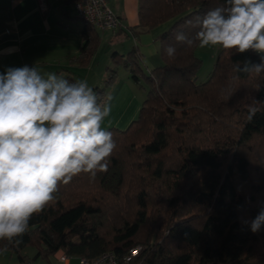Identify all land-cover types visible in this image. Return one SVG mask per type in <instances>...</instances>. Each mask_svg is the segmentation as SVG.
Listing matches in <instances>:
<instances>
[{
    "label": "trees",
    "instance_id": "16d2710c",
    "mask_svg": "<svg viewBox=\"0 0 264 264\" xmlns=\"http://www.w3.org/2000/svg\"><path fill=\"white\" fill-rule=\"evenodd\" d=\"M137 2L131 32L158 29L160 63L145 71L134 47L112 54L108 84L122 67L134 82L145 79L148 89L128 125L108 128L117 142L109 171L61 185L56 200L31 218L23 243L8 251L20 264L58 251L88 259L112 251L121 261L136 246L131 264H264V229L253 234L244 223L264 202V111L248 121L252 100L264 101V74L233 71L260 57L220 48L212 71L197 82V46L175 35L191 38L197 29L186 22L224 0ZM82 35L81 67L98 43L92 24L85 22ZM168 45L176 47L173 59L164 53ZM94 90L106 94V86ZM27 247L36 249L33 259L23 254Z\"/></svg>",
    "mask_w": 264,
    "mask_h": 264
},
{
    "label": "clouds",
    "instance_id": "9594fccd",
    "mask_svg": "<svg viewBox=\"0 0 264 264\" xmlns=\"http://www.w3.org/2000/svg\"><path fill=\"white\" fill-rule=\"evenodd\" d=\"M186 23L197 30L191 38L178 32L177 42L238 54L254 52L259 63L245 60L233 71L264 74V0H224ZM176 51L173 45L164 49L169 59ZM112 100L111 94L97 93L87 80L42 75L35 66L0 72V242H6L0 252L23 243L31 218L56 200L61 185L81 174L95 180L109 171L117 142L102 125L112 112ZM260 105L264 101L252 100L249 122L264 111ZM244 223L253 234L264 229V202Z\"/></svg>",
    "mask_w": 264,
    "mask_h": 264
},
{
    "label": "crops",
    "instance_id": "0c3cea01",
    "mask_svg": "<svg viewBox=\"0 0 264 264\" xmlns=\"http://www.w3.org/2000/svg\"><path fill=\"white\" fill-rule=\"evenodd\" d=\"M106 2L119 18L121 26L114 31H102L95 27L98 37L95 52L89 63L81 67L76 58L83 44L82 29L85 23L77 20L74 2L45 0L46 9L41 11L38 0H0V72L7 67L28 65L35 66L42 75L56 73L74 80L80 77L79 74L87 72L88 77L91 76L88 84L94 89L102 83V73L93 70L103 47L105 56L112 51L106 69L113 65L114 52L125 54L133 47L138 49L145 71L159 65L160 59L156 56L158 47L154 46L158 29L137 36L131 32V28L138 23L137 0ZM121 101L130 103L128 93H124ZM139 108L140 105L133 112L132 119L137 116ZM59 253L53 254L55 264H59L56 258Z\"/></svg>",
    "mask_w": 264,
    "mask_h": 264
},
{
    "label": "rangeland",
    "instance_id": "374dc122",
    "mask_svg": "<svg viewBox=\"0 0 264 264\" xmlns=\"http://www.w3.org/2000/svg\"><path fill=\"white\" fill-rule=\"evenodd\" d=\"M80 22H84L81 18L77 19ZM155 47H158V43L155 41L154 43ZM153 48L152 46H150ZM105 47L101 48V50L98 53L99 61L95 63L94 70L97 73H102V83L98 87L106 86V94H111L113 97V100L111 102L112 104V112L109 117H107L104 121V124L102 125L105 128H109L112 126L116 127H125L128 125V123L132 119V114L134 111L137 110V106L141 105L143 99L146 96L148 84L145 81V79H141L139 83L134 82L130 76L127 77V71L124 70V68H119L116 76L114 77L111 84H108L106 80L109 78L110 72L106 69V64L109 63L110 55L112 51L109 52L107 56H105V52L103 54V49ZM220 51V47H208L204 49L196 48L195 55L197 58L201 60V65L196 72V81L202 82L204 81L209 73L212 71L214 62L216 59V56L218 55ZM153 56V55H152ZM157 58L158 54L156 55ZM150 58H152L150 56ZM112 67V65L110 66ZM64 74V72H63ZM92 74V73H91ZM77 80H87L89 83L91 76L88 77L87 72L84 74H79ZM105 76V77H104ZM88 77V78H87ZM65 78V77H64ZM124 93H128V98L130 103L127 104V102H122V98L124 97ZM136 115V112L135 114ZM247 185H242L240 189H246ZM145 232H143L140 237H144ZM36 249L34 247H27L24 249L23 252H26L28 255L27 257L33 259L35 256ZM18 262L17 257L12 254L9 251L6 252H0V264H16ZM34 264H55V260L53 255L50 256V258L47 259H41V258H34L33 259Z\"/></svg>",
    "mask_w": 264,
    "mask_h": 264
},
{
    "label": "built area",
    "instance_id": "2783aa9c",
    "mask_svg": "<svg viewBox=\"0 0 264 264\" xmlns=\"http://www.w3.org/2000/svg\"><path fill=\"white\" fill-rule=\"evenodd\" d=\"M41 11H45V0H38ZM75 15L87 23L92 24L99 30H115L121 26L119 18L113 13L106 0H78L73 4ZM140 247H132L124 255L122 260L112 252L107 251L88 259L83 256H70L60 252L56 258L59 264H131V261L138 255ZM23 264H33L26 261Z\"/></svg>",
    "mask_w": 264,
    "mask_h": 264
}]
</instances>
